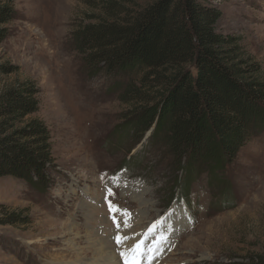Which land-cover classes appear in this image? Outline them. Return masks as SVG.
<instances>
[{
  "label": "rangeland",
  "instance_id": "rangeland-1",
  "mask_svg": "<svg viewBox=\"0 0 264 264\" xmlns=\"http://www.w3.org/2000/svg\"><path fill=\"white\" fill-rule=\"evenodd\" d=\"M116 1L137 12L169 0ZM200 3L219 14L216 30L236 38L245 56L264 69V0ZM14 4L19 18L7 25L0 63L19 70L1 77L0 91L17 79L37 82L36 115L50 130L57 166L46 189L0 178V221L18 215L15 224L0 222V264H126L121 255L105 263L94 246L100 240L115 245L105 251L124 252L128 261L140 264L141 255L132 253L136 237L147 252L145 264H229L264 251V129L226 167L224 182L212 181L206 170L189 182L183 169H174L165 148L148 144L150 131L135 145L124 137L120 126L128 105L121 101L119 85L129 82L128 75L90 72L76 34L101 20V8L83 0ZM188 208L193 222L175 228ZM153 225L162 236L172 233L166 244L155 240L149 231ZM170 246L167 255L162 247Z\"/></svg>",
  "mask_w": 264,
  "mask_h": 264
},
{
  "label": "trees",
  "instance_id": "trees-1",
  "mask_svg": "<svg viewBox=\"0 0 264 264\" xmlns=\"http://www.w3.org/2000/svg\"><path fill=\"white\" fill-rule=\"evenodd\" d=\"M83 2L103 12L76 34L90 72L130 79L119 85L128 105L124 137L135 145L150 131L148 144L165 148L187 181L206 170L212 181L224 182L226 167L264 129L262 65L245 56L236 38L216 30L219 14L200 0H169L137 12L116 0ZM18 18L14 0H0V43ZM18 70L0 63V83ZM40 91L33 79H17L0 91V178L46 189L57 165L50 130L36 115ZM17 216L0 222L15 224ZM243 259L229 264H264V251Z\"/></svg>",
  "mask_w": 264,
  "mask_h": 264
},
{
  "label": "bare ground",
  "instance_id": "bare-ground-1",
  "mask_svg": "<svg viewBox=\"0 0 264 264\" xmlns=\"http://www.w3.org/2000/svg\"><path fill=\"white\" fill-rule=\"evenodd\" d=\"M136 232L135 231H133L132 233H127V232H124V235L125 236H127V235H129V236H131V235H133V234H135ZM120 236V234H118L117 233V235L115 234V237H117V236ZM114 241H115V239H114ZM141 237H136V239H135V241H134V243L135 242H138V244L140 245L141 244ZM104 241H102V240H100V243L98 242L96 245H94V246H96V247H98V249L100 250V258L105 262V263H108L109 261H113V259H115V258H120V255L121 254H119L118 256H117V253L115 252V250H113V251H105L104 250V248L106 249V248H108V247H110V248H114L115 247V245H114V243H112V244H110L111 242H113L112 240L111 241H109L108 243H106V246H105V244L103 243ZM128 244V243H127ZM131 244H133V243H131ZM125 246V245H124ZM141 248H142V246H141ZM141 248H140V251H139V253H136L137 254V256H140V254L142 253V250H141ZM124 250V249H123ZM128 250V249H127ZM133 253V252H132ZM128 255V254H127ZM132 255V254H131ZM134 256V255H133ZM135 257V256H134ZM125 258V257H124ZM139 258V257H138ZM134 260V259H133ZM121 261V260H120ZM120 261L118 262V264H122V262L120 263Z\"/></svg>",
  "mask_w": 264,
  "mask_h": 264
},
{
  "label": "snow or ice",
  "instance_id": "snow-or-ice-1",
  "mask_svg": "<svg viewBox=\"0 0 264 264\" xmlns=\"http://www.w3.org/2000/svg\"><path fill=\"white\" fill-rule=\"evenodd\" d=\"M109 195H114V193H112L111 190H109ZM111 208H112V205L110 204V210H111ZM125 215H127V213H125ZM153 227H154V226H153ZM149 231H152V229H149ZM116 242H117L118 244L122 243V242H123V238L120 237V236H117V237H116ZM140 248H141V246H140L139 244L136 245L135 248L132 249L133 254L135 255L136 253H138V252L140 251ZM121 256H122V257H125V259H126V264H137V261H135V260L128 261V260H127V254H126V253L122 252V253H121Z\"/></svg>",
  "mask_w": 264,
  "mask_h": 264
}]
</instances>
